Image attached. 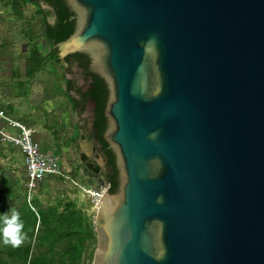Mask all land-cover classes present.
<instances>
[{
    "label": "water",
    "instance_id": "obj_1",
    "mask_svg": "<svg viewBox=\"0 0 264 264\" xmlns=\"http://www.w3.org/2000/svg\"><path fill=\"white\" fill-rule=\"evenodd\" d=\"M65 1L118 172L92 264H264V0Z\"/></svg>",
    "mask_w": 264,
    "mask_h": 264
},
{
    "label": "rangeland",
    "instance_id": "obj_2",
    "mask_svg": "<svg viewBox=\"0 0 264 264\" xmlns=\"http://www.w3.org/2000/svg\"><path fill=\"white\" fill-rule=\"evenodd\" d=\"M11 0H0V79L6 74H12L9 82L10 96L13 100L23 99L21 92L23 87L19 86V80L22 78V63L18 62L17 56H10L9 49L11 48V37L7 36V32H14V24L10 22V19H22L14 16L13 10L10 6ZM28 1V3H27ZM28 5L22 7L24 19H33L32 24L20 23V26L25 27L28 25L29 29L34 30V37L37 39L40 34L44 32V26L36 23L37 19L47 20L50 25H54L55 18L53 10L37 0H27ZM30 3V4H29ZM22 5V4H21ZM42 11V14L38 13V8ZM19 36H17L18 38ZM41 53L45 57L48 49L44 46L40 48ZM19 58V57H18ZM2 63H9L11 66L4 67ZM58 64L55 60H51L45 65L44 70L40 73V79L42 81H54L60 80L57 92L61 95L53 98V103L56 107L63 108L61 120H56L60 126H54L55 122L53 114L50 116H43L42 109L48 110L53 108L51 101L48 99L43 103L41 109L38 107L34 113V119H29V125H33L35 130L34 142L39 147L40 151L49 156L57 158L60 169L66 178L47 177L42 181L35 184L33 189H39L37 199L39 201L38 207L33 206V211L39 209L46 210L48 206L46 203L53 199L55 196H60L65 190H71L76 188L77 194L75 196L76 202V219L82 226H88L95 232L94 222L96 215V203L95 195L101 194L105 189L104 179V160L102 154L98 152L93 146L92 139L90 138V132L83 120L80 110L76 105L72 104L69 98L75 100L74 90L69 81L67 69L65 64ZM5 69H9L8 72ZM37 78V77H36ZM35 78V79H36ZM5 80V78H3ZM62 85V86H61ZM65 92H63V88ZM37 90V88L35 89ZM34 99V105L37 106L42 101L41 93H36ZM33 108V107H32ZM31 110V109H30ZM17 113L24 115L25 107L21 106ZM53 118V119H52ZM20 120V118H18ZM1 121V120H0ZM22 123L27 124L25 120H21ZM3 122V121H2ZM62 122V124L60 123ZM52 125V126H51ZM1 128V127H0ZM6 135L15 136L17 131L11 129L10 131H3ZM80 134L85 135V140L92 144L89 148L90 160H83L80 158L78 150V142L80 140ZM69 140L68 142H65ZM96 168V169H95ZM26 175L24 158L20 150L5 140L0 135V194L3 191L8 190L9 194L5 195L3 203L4 209H17L22 201L23 196L18 191V181L24 178ZM86 197L90 199V202L86 200ZM33 195L28 196V200L32 201ZM48 211V210H46ZM37 227V225H36ZM29 241H23L24 245H28ZM32 253L38 255L44 250L37 247V242L32 241ZM3 246V242H0V249ZM65 242L60 243L54 250L56 255L55 263L59 261V255L63 252ZM96 248V238L93 241L86 243V249L82 256V259L78 264H92L91 256Z\"/></svg>",
    "mask_w": 264,
    "mask_h": 264
},
{
    "label": "trees",
    "instance_id": "obj_3",
    "mask_svg": "<svg viewBox=\"0 0 264 264\" xmlns=\"http://www.w3.org/2000/svg\"><path fill=\"white\" fill-rule=\"evenodd\" d=\"M30 1V0H29ZM49 6L55 15L54 25H48L42 19L44 32L42 38L49 44L51 51L45 57L37 51L36 44L33 51L24 63L25 76L28 82H33L36 76L44 70L45 65L51 60L58 64L78 63L87 73L91 82L89 91L83 94L84 99H91L94 104L93 109V134L100 147V152L105 160L107 173L106 179L109 184V193L114 194L118 188V172L115 166V157L109 146L103 140V135L107 129V123L104 116L106 103L108 100V91L105 82L96 74L89 72L90 60L84 54L69 55L64 59H59L55 45L65 41L75 30V15L69 10L65 0H37ZM20 3L26 4V0H11L10 6L14 16L23 18V11ZM38 8V7H37ZM38 13L42 11L38 8ZM71 103L76 105V100L69 98ZM53 177V176H50ZM61 179V177H55ZM26 175L18 181L19 194L23 196L21 205L14 209L19 212L20 220L23 222V232L26 234L23 241H29L28 245L23 242L18 247L3 243L0 249V264H54L56 255L54 250L57 246L65 242L63 252L59 255L57 264H78L82 259L86 249V243L96 238V233L88 226H82L76 219V188L65 190L62 195L55 196L49 200L46 205L48 211L39 209L33 211V206L38 207L37 196L39 189L28 190ZM9 191H3L0 194V215L7 210L4 209V197ZM33 195L32 201L28 196ZM90 202V199L86 197ZM37 225V227H36ZM32 241L37 242V247L44 250L38 255L32 253ZM0 242H3L0 237ZM95 251V249H94ZM93 251V253H94ZM93 255L91 259H93Z\"/></svg>",
    "mask_w": 264,
    "mask_h": 264
},
{
    "label": "crops",
    "instance_id": "obj_4",
    "mask_svg": "<svg viewBox=\"0 0 264 264\" xmlns=\"http://www.w3.org/2000/svg\"><path fill=\"white\" fill-rule=\"evenodd\" d=\"M27 1V0H26ZM31 1V0H30ZM28 3V1H27ZM23 4L20 3V5L25 9L24 5H28V4ZM30 4V3H29ZM10 22H12L14 24V32L10 33L7 32V36L11 37V48L9 49V53L10 56H17V61L22 63V78L19 80L18 85L21 87H23V90L21 92V96L23 99L20 100H13L12 97L14 96H10V87H9V82H10V78L12 76V74H6V76L1 77L0 79V110H2L5 115L15 121L18 122L24 126H26L27 128L31 129L33 131V137L35 134V130L33 125H29L28 120L31 119L33 120L34 118V113L35 111H37L38 107L41 109L43 103L48 99L49 101H51V105L53 106L54 110L52 108L45 110L42 109L43 112V116L46 117V115L50 116L51 114H53V118L55 122L53 123L54 126H60L58 123H56V120H61L59 119L62 115H63V108H61L62 105H60V107H56V105H54L53 103V98H51L52 96L57 97L58 95H61L57 92V89L59 88L60 85H58L60 82V80H56V85L54 81H42L39 77H40V73H42V71L36 76L37 78L33 81V82H28L27 77L25 76V67H24V63L25 61L28 59V57L30 56L31 52L33 51L34 45L36 44L37 46V51L40 55L43 56V54L40 51L41 46H44L48 49V52H46L45 55H48L49 52L51 51V48L49 46V44L45 41V39L42 38L43 34L39 33V37L36 39L34 37V30L31 28L29 29L28 25L32 24L33 19H24V15L22 19H10ZM28 23V25H26L25 27L20 26V23ZM36 23L38 25H42V19H37ZM46 23L48 25H50V23L46 20ZM17 36H19L17 38ZM19 57V58H18ZM2 66L9 68V66H11L9 63H2ZM60 67H62L60 65ZM6 72L9 71V69H5ZM5 78V80L3 79ZM62 86V85H61ZM37 88V90H35ZM63 88V92H65L64 87ZM36 93H41L42 95V101L39 102L37 104V106L34 105V99L36 98ZM24 106L25 107V113L24 115H21L20 113H17V110L21 107ZM33 107V108H32ZM31 109V110H30ZM20 118V120L18 119ZM52 118V119H53ZM21 120H25L27 124L22 123ZM62 124V122H60ZM52 126V125H51ZM0 132L5 134L3 131H10L11 128L9 127L6 123L0 121ZM16 130V129H15ZM80 140L78 142L79 145V156L80 158H82L83 160H90L89 157V148L90 145H92L90 142L88 144V142L85 140V135L80 134ZM34 141V139H33ZM69 140L65 141L68 142ZM89 147V148H88Z\"/></svg>",
    "mask_w": 264,
    "mask_h": 264
},
{
    "label": "built area",
    "instance_id": "obj_5",
    "mask_svg": "<svg viewBox=\"0 0 264 264\" xmlns=\"http://www.w3.org/2000/svg\"><path fill=\"white\" fill-rule=\"evenodd\" d=\"M0 120L17 131L15 136H9L1 132L0 135L16 146L22 153L29 191L33 189L37 182L42 181L44 178L50 176L66 178L60 169L57 158L45 155L40 151L33 141V131L31 129L9 119L2 110H0ZM104 194L105 189L101 194L95 195L96 205Z\"/></svg>",
    "mask_w": 264,
    "mask_h": 264
},
{
    "label": "clouds",
    "instance_id": "obj_6",
    "mask_svg": "<svg viewBox=\"0 0 264 264\" xmlns=\"http://www.w3.org/2000/svg\"><path fill=\"white\" fill-rule=\"evenodd\" d=\"M25 235L18 211L8 209L0 215V237H2L3 243L18 247L23 242Z\"/></svg>",
    "mask_w": 264,
    "mask_h": 264
},
{
    "label": "flooded vegetation",
    "instance_id": "obj_7",
    "mask_svg": "<svg viewBox=\"0 0 264 264\" xmlns=\"http://www.w3.org/2000/svg\"><path fill=\"white\" fill-rule=\"evenodd\" d=\"M65 64V63H63ZM66 66L70 67L71 69H74L76 72H77V75L79 76V81H81L83 83V88L80 89L79 91L76 92V95L77 97L75 98L76 99V102H77V107L81 108V107H84V110L85 111H88L90 113V138L92 139V143H93V146L95 147V149L100 152V147L95 139V136L93 134V130H92V126H93V109H94V104L92 102L91 99H84L83 97V94L87 93L89 91V85H90V78L89 76L87 75V73H85V71L80 67V65L78 63H73L71 65H68V64H65ZM89 72H92L90 70V64H89ZM93 73V72H92ZM101 154V152H100Z\"/></svg>",
    "mask_w": 264,
    "mask_h": 264
},
{
    "label": "bare ground",
    "instance_id": "obj_8",
    "mask_svg": "<svg viewBox=\"0 0 264 264\" xmlns=\"http://www.w3.org/2000/svg\"><path fill=\"white\" fill-rule=\"evenodd\" d=\"M96 169V168H95Z\"/></svg>",
    "mask_w": 264,
    "mask_h": 264
}]
</instances>
